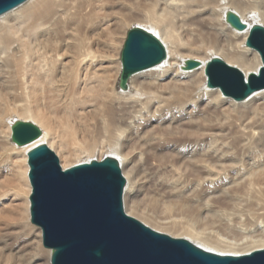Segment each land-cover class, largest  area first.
<instances>
[{"label": "bare ground", "instance_id": "6f19581e", "mask_svg": "<svg viewBox=\"0 0 264 264\" xmlns=\"http://www.w3.org/2000/svg\"><path fill=\"white\" fill-rule=\"evenodd\" d=\"M228 11L248 28L231 26ZM252 23L264 26V0H26L0 15V264H50L29 212L27 153L42 143L63 170L116 158L125 212L158 232L219 254L264 249V87L237 100L205 74L213 56L244 79L258 73L261 56L245 44ZM133 26L166 55L122 88L111 51ZM16 120L40 136L15 143ZM151 184L195 209L203 227L141 209ZM16 200L22 211L8 204Z\"/></svg>", "mask_w": 264, "mask_h": 264}, {"label": "water", "instance_id": "95a60500", "mask_svg": "<svg viewBox=\"0 0 264 264\" xmlns=\"http://www.w3.org/2000/svg\"><path fill=\"white\" fill-rule=\"evenodd\" d=\"M26 0H0V15ZM227 22L240 30L248 27L234 11ZM245 44L255 48L262 60L258 73L244 79L236 67L213 56L205 66L209 87L240 100L264 87V26L252 23ZM163 43L140 26L127 32L121 53L119 84L127 86L134 72L165 58ZM199 61L187 59L188 68ZM11 139L26 144L40 136L31 122L16 120ZM30 220L41 228L42 245L51 249L50 264H264V249L243 255L219 254L186 238L158 232L128 215L123 207L125 179L116 158L104 156L65 170L45 143L27 153Z\"/></svg>", "mask_w": 264, "mask_h": 264}, {"label": "rangeland", "instance_id": "374dc122", "mask_svg": "<svg viewBox=\"0 0 264 264\" xmlns=\"http://www.w3.org/2000/svg\"><path fill=\"white\" fill-rule=\"evenodd\" d=\"M114 57L120 59L121 49L112 50ZM116 53V54H115ZM97 156V153H94ZM89 155H84L81 158H87ZM257 158V157H256ZM13 177L7 176L6 178ZM264 181V179H261ZM144 196L140 199L141 209H148L154 218L160 222H175L177 227H185L187 225L193 226L195 228L203 227L204 223L201 220L197 219L195 209H182V207L176 204L175 200L168 197L167 193L164 191V188L159 185L151 184L148 185L145 189ZM180 200V199H179ZM15 208L18 211H22V205L19 204V200L16 202H11L8 204H16ZM11 206V205H8ZM124 206V202H123ZM146 206V207H145ZM125 210V207H124Z\"/></svg>", "mask_w": 264, "mask_h": 264}]
</instances>
